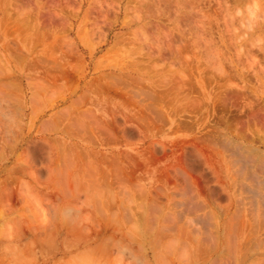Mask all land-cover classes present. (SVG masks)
I'll return each instance as SVG.
<instances>
[{"label":"rangeland","instance_id":"obj_1","mask_svg":"<svg viewBox=\"0 0 264 264\" xmlns=\"http://www.w3.org/2000/svg\"><path fill=\"white\" fill-rule=\"evenodd\" d=\"M263 109L264 0H0V264H264Z\"/></svg>","mask_w":264,"mask_h":264},{"label":"bare ground","instance_id":"obj_2","mask_svg":"<svg viewBox=\"0 0 264 264\" xmlns=\"http://www.w3.org/2000/svg\"><path fill=\"white\" fill-rule=\"evenodd\" d=\"M248 16H249V15H248ZM164 28H165V27H164ZM138 30H139V29H138ZM252 32H253V31H252ZM135 34H136V33H135ZM143 37H144V36H143ZM140 38H141V37H140ZM257 39H258V38H257ZM240 42H241V41H240ZM17 43L19 44V42H17ZM70 45H71V44H70ZM71 47H72V46H71ZM74 47H75V46H74ZM72 48H73V47H72ZM65 52H66V51H65ZM71 53H72V52H71ZM82 58H83V57H82ZM113 60H114V59H113ZM121 62H122V61H121ZM132 62H133V61H132ZM61 64H62V63H61ZM219 64H220V63H219ZM132 65H133V64H132ZM48 66H49V65H48ZM155 68H156V67H155ZM6 69H7V68H6ZM77 69H78V68H77ZM77 69H76V70H77ZM125 69H126V68H125ZM1 70H2V69H1ZM155 70H156V69H155ZM77 71H78V70H77ZM82 71H83V70H82ZM149 72H150V71H149ZM12 73H13V72H12ZM4 74H5V72H4ZM82 74H83V73H82ZM182 74H183V73H182ZM78 75H79V74H78ZM115 78H116V77H115ZM117 78H118V77H117ZM129 78H130V77H129ZM120 79H121V78H120ZM114 80H115V79H114ZM168 80H169V79H168ZM121 81H122V79H121ZM136 81H137V80H136ZM119 82H120V81H119ZM124 82H125V81H124ZM128 82H129V81H128ZM14 83H15V82H14ZM143 83H144V82L142 81V84H143ZM111 84H112V83H111ZM114 84H115V83H114ZM119 84H120V83H119ZM156 84H157V82H156ZM183 84H184V83H183ZM10 85H11V84H10ZM145 85H146V84H145ZM36 86H37V85H36ZM69 86H70V85H69ZM104 86H105V85H104ZM117 86H118V85H117ZM154 86H155V85H154ZM7 87H8V86H7ZM99 87H100V86H99ZM129 87H130V86H129ZM126 88H127V86H126ZM137 88H139V87H137ZM145 88H146V87H145ZM148 88H149V87H148ZM113 89H114V88H113ZM140 89H141V88H140ZM140 89H139V90H140ZM53 90H54V89H53ZM178 90H179V89H178ZM146 91H147V90H146ZM134 92H135V91H134ZM136 92H138V91H136ZM143 92H145V91H143ZM143 92H141V93H143ZM141 93L139 92V94H141ZM262 93H263V91H262ZM136 94H138V93H136ZM147 94H148V93H147ZM150 94H151V93H150ZM130 95H131V93H130ZM141 95H143V94H141ZM152 95H155V94L152 93ZM157 95H158V94H157ZM147 96H148V95H147ZM149 96H150V95H149ZM159 96H160V95H159ZM135 98H136V97H135ZM145 98H146V97H145ZM145 98H144V99H145ZM149 98H151V97H149ZM155 98H156V96H155ZM176 98H177V97H176ZM187 98H188V97H187ZM80 99H81V98H80ZM144 99L142 100V102L144 101ZM151 99H152V98H151ZM185 99H186V98H185ZM200 99H201V98H200ZM145 100H146V99H145ZM156 100H157V98H156ZM156 100H155V101H156ZM157 102H158V100H157ZM157 102H156V103H157ZM173 102H174V101H173ZM138 103H139V102H138ZM140 103H141V101H140ZM170 103H171V102H170ZM200 103H201V102H200ZM198 105H199V104H198ZM198 105H197V106H198ZM155 106H156V105H155ZM148 109H149V108H148ZM148 109H147V110H148ZM191 110H192V109H191ZM263 110H264V109H263ZM156 119H157V118H156ZM164 119H166V118H164ZM159 120H160V119H159ZM79 121H80V120H79ZM134 121H135V120H134ZM135 122H136V121H135ZM90 123H91V122H90ZM148 123H149V122H148ZM194 124H195V123H194ZM86 127H87V126H86ZM88 128H89V127H88ZM261 128H262V127H261ZM161 130H162V129H161ZM88 131H89V130H88ZM104 131H105V130H104ZM104 131H103V132H104ZM92 133H93V132H92ZM245 133H246V132H245ZM78 134H79V133H78ZM223 135H224V134H223ZM223 135H222V136H223ZM224 136H226V135H224ZM246 137H247V136H246ZM260 137H261V136H260ZM88 138H89V137H88ZM99 138H100V137H99ZM94 139H95V136H94ZM212 139H213V138H212ZM202 140H203V139H202ZM113 141H114V140H113ZM92 142H93V141H92ZM107 142H108V141H107ZM109 142H110V141H109ZM214 142H215V141H214ZM214 142H213V143H214ZM213 143H210V144H213ZM225 143H226V146H227V144L230 145L229 147H232V148H233V149L231 148L232 150H234L235 152H239L240 154H241V153H244V152H245V153L247 152V153L249 154V152L252 153V152H254V151H255V152L258 151L257 148H253L254 151H253V150H252V151H251V150H247V149L245 148V146L242 145L241 143H240V144H241V145H240L239 142H238V143H233V141L231 142V141L229 140V141H226ZM110 144H111V143H110ZM222 144H223V143H222ZM214 145H215V143H214ZM224 145H225V144H224ZM211 147H212V146H211ZM220 148H221V147H220ZM248 148H250V147H248ZM251 148H252V147H251ZM148 149H149V148H148ZM216 149H217V148H216ZM229 149H230V148H229ZM229 149H228V150H229ZM226 151H227V150H226ZM234 151H232V152L234 153ZM232 152H231V153H232ZM259 152H260V151H259ZM262 152H263V151H262ZM218 153H219V152H218ZM245 153H244V155H245ZM256 153H258V152H256ZM219 154H220V153H219ZM234 154H235V153H234ZM237 154H238V153H236L235 155L237 156ZM242 155H243V154H242ZM244 155L241 156V157H245ZM257 155L259 156V154H257ZM118 156H119V155H118ZM248 156H250V154H249ZM251 156H252V158H253V155H251ZM261 156H262V155H261ZM241 157H240V159H234V160L232 159V161H233L234 163H235V162L239 163L238 161H239V160H242ZM219 158H220V156H219ZM227 158H228V157H227ZM245 158H246V157H245ZM252 158H251V159H252ZM261 159H262V157H261ZM226 160H227V159H226ZM253 160L256 161V163H257V160H255V159H253ZM253 160H251V161H253ZM230 161H231V160H230ZM242 161H244L245 163H248L249 160L247 159V160H242ZM259 161H260V160H259ZM240 162H241V161H240ZM263 162H264V161H263ZM245 163H244V164H245ZM256 163H255V164H256ZM259 163H260V162H259ZM261 164H262V162H261ZM261 164H260V165H261ZM251 165H252V164H251ZM260 165H259V168H260L259 171L254 170V172H255L256 175H258V176H260V173H261L262 175H264V163H263L262 166H260ZM257 167H258V166H257ZM253 169H254V168H253ZM238 171H239V170H238ZM251 171H253V170H251ZM179 174H180V173H179ZM239 174H240V173H239ZM239 174H238V175H239ZM183 175H184V174H183ZM240 175H241V174H240ZM252 175H253V174H252ZM254 176H255V175H254ZM256 177H257V176H255V178H256ZM260 177H261V176H260ZM260 177H258V178H260ZM95 178H96V177H95ZM239 178H240V177H239ZM255 178H254V179H255ZM261 179H262V177H261ZM263 179H264V178H263ZM252 180H253V179H252ZM258 180H259V179H258ZM241 182H242V181H241ZM259 183H260V182H259ZM263 183H264V180H263ZM238 185H239V184H238ZM255 185H256V184H255ZM263 186H264V185H263ZM245 187H246V186H245ZM248 188H249V187H248ZM255 189H256V188H255ZM259 189H260V188H259ZM257 191H258V192L260 191V193H258ZM261 191H262V190H257V189H256V191L253 190V191L251 192V190H250V192L252 193V197H259V199L262 198V197L264 196V195H263L262 197H260V195L262 194ZM142 192H144V191H142ZM145 193H147V192H145ZM158 194H159V193H158ZM162 194H163V193H162ZM239 195H240V194H239ZM159 196H160V195H159ZM248 196H249V195H248ZM7 197H8V196H7ZM239 197H240V196H239ZM241 198H242V197H241ZM241 198H238V200L240 201ZM248 198H249V197H247V199H248ZM242 199H243V198H242ZM249 199H251V198H249ZM256 199H258V198H255V201H256ZM261 200H262V199H261ZM263 200H264V197H263ZM249 201H250V200H249ZM241 203H242V202H241ZM256 203H257V202H256ZM256 203H255V204H256ZM262 203H263V202H262ZM257 207H258V206H257ZM257 207H256V209H257ZM252 210H253V209H252ZM255 212H256V211H255ZM256 217H257V216H256ZM106 222H107V221H106ZM255 224H256V223H255ZM239 225H240V224H239ZM257 226H258V225H257ZM44 228H45V227H44ZM185 228H186V227H185ZM256 229H257V228H256ZM97 231H98V230H97ZM197 232H198V231H197ZM198 233H199V232H198ZM55 237H56V236H55ZM101 241H102V240H101ZM107 242H108V241H107ZM262 243H263V241H262ZM174 245H175V244H174ZM108 246H109V245H108ZM261 246H262V245H261ZM215 247H216V245H215ZM257 249H258V248H257ZM105 250H106V249H105ZM179 250H180V249H179ZM184 250H185V249H184ZM184 250H183V251H184ZM170 251H171V250H170ZM185 251H186V250H185ZM212 252H213V251H212ZM170 253H171V252H170ZM104 254H105V253H104ZM21 255H22V254H21ZM160 255H161V254H160ZM89 256H90V255H89ZM183 257H184V256H183ZM2 260H3V259H2ZM21 261H22V260H21ZM229 261H230V260H229ZM189 263H190V262H189ZM224 263H225V262H224ZM31 264H32V263H31ZM195 264H196V263H195ZM216 264H217V263H216Z\"/></svg>","mask_w":264,"mask_h":264}]
</instances>
